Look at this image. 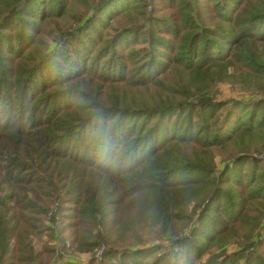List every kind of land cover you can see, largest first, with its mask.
I'll return each mask as SVG.
<instances>
[{
	"label": "trees",
	"instance_id": "trees-1",
	"mask_svg": "<svg viewBox=\"0 0 264 264\" xmlns=\"http://www.w3.org/2000/svg\"><path fill=\"white\" fill-rule=\"evenodd\" d=\"M91 1L0 0V264H264V0Z\"/></svg>",
	"mask_w": 264,
	"mask_h": 264
},
{
	"label": "rangeland",
	"instance_id": "rangeland-1",
	"mask_svg": "<svg viewBox=\"0 0 264 264\" xmlns=\"http://www.w3.org/2000/svg\"><path fill=\"white\" fill-rule=\"evenodd\" d=\"M127 2H130L132 0H118V2H110L109 0L105 3H101V0H92L88 6L86 14L89 16H93L92 22L90 23L92 28L98 29V26H100V22L102 19H107L106 21H109V28L107 29V33H105L107 36V39H112L121 28L125 27L127 24V20L123 18L117 19V14H112L114 12V9L117 7L118 3L120 5L126 4ZM145 5L149 6L150 8H159L160 11H157L158 15H161L163 13H169V5L168 0H143ZM99 4V5H98ZM98 5V6H97ZM97 6V8H96ZM150 8L146 9V13H150ZM82 9V3L81 0L75 5H70L68 7L67 11H71L70 17L71 19L77 15L79 12H81ZM115 13V12H114ZM111 17L113 18V21L111 20ZM83 17H81L82 19ZM69 19V21H71ZM117 19V20H116ZM116 20V21H115ZM84 20H81V30L84 25ZM117 30V31H116ZM95 36V35H94ZM81 54L83 52V44L86 43V39L84 37H81ZM76 42V45L79 47V43ZM61 47V43L57 45V48ZM69 51H72L73 47L68 46L67 48ZM100 66H106L105 62H101ZM229 73H232V70L229 71ZM212 96L216 100H222L227 101L230 99H237V100H244L245 101H251L253 99H257L259 95L256 93H253V89H245L241 88L239 84L234 82L233 80H228L225 82H219L217 83L212 89ZM253 90V91H252ZM230 154H232V149L230 147H225L221 151V155H218L215 157V165H217V168L223 165L224 161L230 157ZM236 246H231L227 249L226 253L231 254L236 251ZM89 259V256L86 254L81 255H61L59 254L56 257L57 264H66L68 262L76 263V264H87V261ZM240 264H243L241 261Z\"/></svg>",
	"mask_w": 264,
	"mask_h": 264
}]
</instances>
